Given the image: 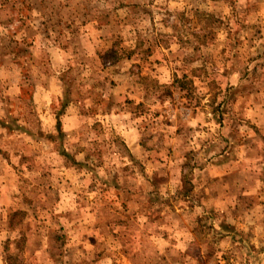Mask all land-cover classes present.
I'll return each mask as SVG.
<instances>
[{
  "label": "rangeland",
  "instance_id": "obj_1",
  "mask_svg": "<svg viewBox=\"0 0 264 264\" xmlns=\"http://www.w3.org/2000/svg\"><path fill=\"white\" fill-rule=\"evenodd\" d=\"M0 118V264H264V0H0Z\"/></svg>",
  "mask_w": 264,
  "mask_h": 264
},
{
  "label": "crops",
  "instance_id": "obj_2",
  "mask_svg": "<svg viewBox=\"0 0 264 264\" xmlns=\"http://www.w3.org/2000/svg\"><path fill=\"white\" fill-rule=\"evenodd\" d=\"M17 72H18V71H17ZM18 73H19V72H18ZM19 86H20V85H19ZM21 87H22V86H21ZM32 89H33V92H32V95H31V96H32V99H33V97H34L33 100H34V101H37L35 97H36V95H37V91L41 90V86H40V87H39V85L37 86V83H36V84H32ZM19 90H20V87H19ZM60 95H61V94H60ZM60 95H59V96H60ZM1 122H3V120L0 118V123H1ZM0 162L3 163L4 161H1V160H0ZM11 162H12V163H15L13 160H11ZM6 164H7V163H6Z\"/></svg>",
  "mask_w": 264,
  "mask_h": 264
},
{
  "label": "trees",
  "instance_id": "obj_3",
  "mask_svg": "<svg viewBox=\"0 0 264 264\" xmlns=\"http://www.w3.org/2000/svg\"><path fill=\"white\" fill-rule=\"evenodd\" d=\"M180 86H183V84H182V82L180 81V84H179ZM58 125L60 124V121L58 120V123H57ZM48 138H51V139H53V138H55V135L54 134H51V133H48Z\"/></svg>",
  "mask_w": 264,
  "mask_h": 264
}]
</instances>
